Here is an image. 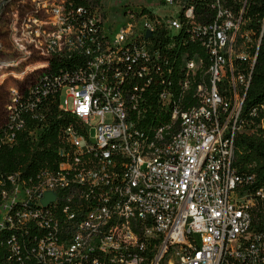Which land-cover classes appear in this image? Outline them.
<instances>
[{
    "label": "built area",
    "instance_id": "1",
    "mask_svg": "<svg viewBox=\"0 0 264 264\" xmlns=\"http://www.w3.org/2000/svg\"><path fill=\"white\" fill-rule=\"evenodd\" d=\"M154 1L174 16L124 7L130 20L115 33L100 0L88 14L54 9L53 52L32 78L53 54L86 64L42 86L45 95L58 85L68 115L59 159L6 176L0 264H264V190L249 189L252 176L234 164L237 135L264 122L263 102L244 108L264 15L254 19L248 0ZM160 30L172 45L186 30V48L155 46ZM20 86L0 126L5 144L23 122Z\"/></svg>",
    "mask_w": 264,
    "mask_h": 264
},
{
    "label": "trees",
    "instance_id": "2",
    "mask_svg": "<svg viewBox=\"0 0 264 264\" xmlns=\"http://www.w3.org/2000/svg\"><path fill=\"white\" fill-rule=\"evenodd\" d=\"M69 1V6L73 9L78 5L90 7L86 14L98 3V0ZM202 6L207 8H203V11L209 13L207 1ZM248 12L254 19H261L264 15V0H248ZM205 17L209 19L208 14ZM256 22L253 26L259 30L260 24ZM160 32L161 36L156 37L154 45H159L161 50L172 53L186 48V30L174 35L180 40H174L173 45L168 44L169 36L163 30ZM85 64L86 57L76 52L53 54L47 59L43 72L38 77L31 78L27 84L20 86L22 90L15 102L14 111L17 115L15 120L21 119L23 122L15 131L14 140L10 144L0 142V188L7 187L6 176L14 171L24 176L43 167L55 168L59 159L57 149L62 140L61 129L68 115L58 108V85L54 84L55 91L48 90L45 95L41 92L42 86L48 85L53 76L64 80L63 76L72 73L76 68H84ZM261 102L264 103V24L244 108ZM3 126L6 125L3 123L1 127ZM33 129H36L35 137L28 135ZM235 145V169L242 175L252 176L249 189L261 187L264 190V122L253 131L239 133ZM262 206L264 207V202Z\"/></svg>",
    "mask_w": 264,
    "mask_h": 264
},
{
    "label": "rangeland",
    "instance_id": "3",
    "mask_svg": "<svg viewBox=\"0 0 264 264\" xmlns=\"http://www.w3.org/2000/svg\"><path fill=\"white\" fill-rule=\"evenodd\" d=\"M105 12L103 28L115 33L130 20L122 15L124 7L134 11L147 6L158 14L174 16V10L154 0H100ZM69 0H0V126L6 122L11 90L27 84L33 77V64L51 51L48 40L57 29L54 9ZM61 9V8H60ZM64 24V23H63ZM61 27V25L59 24ZM60 102L65 99L60 93Z\"/></svg>",
    "mask_w": 264,
    "mask_h": 264
},
{
    "label": "water",
    "instance_id": "4",
    "mask_svg": "<svg viewBox=\"0 0 264 264\" xmlns=\"http://www.w3.org/2000/svg\"><path fill=\"white\" fill-rule=\"evenodd\" d=\"M149 35H150L149 31H146L145 34H144L145 37H147ZM53 198H54L53 193L50 192V191H46V192H44L43 198H42L41 201H42V203L46 204L48 201L52 200Z\"/></svg>",
    "mask_w": 264,
    "mask_h": 264
},
{
    "label": "crops",
    "instance_id": "5",
    "mask_svg": "<svg viewBox=\"0 0 264 264\" xmlns=\"http://www.w3.org/2000/svg\"><path fill=\"white\" fill-rule=\"evenodd\" d=\"M37 65H38V63L36 62V63H34L32 66L35 67V66H37Z\"/></svg>",
    "mask_w": 264,
    "mask_h": 264
},
{
    "label": "snow or ice",
    "instance_id": "6",
    "mask_svg": "<svg viewBox=\"0 0 264 264\" xmlns=\"http://www.w3.org/2000/svg\"><path fill=\"white\" fill-rule=\"evenodd\" d=\"M85 109L84 108H81V111H84Z\"/></svg>",
    "mask_w": 264,
    "mask_h": 264
}]
</instances>
